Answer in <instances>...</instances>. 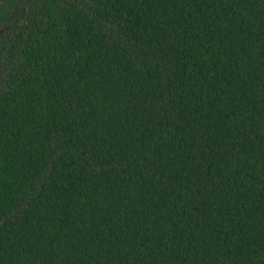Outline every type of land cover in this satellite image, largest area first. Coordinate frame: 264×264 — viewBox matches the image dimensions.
<instances>
[{"label":"trees","instance_id":"trees-1","mask_svg":"<svg viewBox=\"0 0 264 264\" xmlns=\"http://www.w3.org/2000/svg\"><path fill=\"white\" fill-rule=\"evenodd\" d=\"M0 264H264V0H0Z\"/></svg>","mask_w":264,"mask_h":264}]
</instances>
